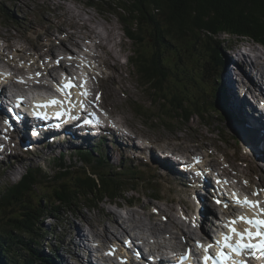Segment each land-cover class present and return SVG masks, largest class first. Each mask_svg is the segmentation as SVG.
I'll return each mask as SVG.
<instances>
[{"label": "rangeland", "instance_id": "374dc122", "mask_svg": "<svg viewBox=\"0 0 264 264\" xmlns=\"http://www.w3.org/2000/svg\"><path fill=\"white\" fill-rule=\"evenodd\" d=\"M117 3L120 2L117 1ZM60 7H62V9ZM66 8L71 9L75 13L73 20L80 21L81 25L84 21H86L92 26V30L88 26L86 27L87 29L82 26L84 30H79L80 34L78 32L76 36L95 35L99 38L95 41L96 43H99L102 40L100 38L102 34H106L103 37L112 39V37L109 36V32H113L114 38L110 45L113 47L112 49L114 50L117 58L116 60L111 58L110 61V57H107V63L109 66L102 67L104 73L106 74L104 75V79L102 80L100 86L103 89L104 103L106 105L105 109L107 111L111 109L112 114L120 123H122L125 127H131L134 130L131 132L132 135H139L144 139L146 137L151 143H157L158 141V144L163 145L164 147L172 146L178 149L182 148V150H186L188 153H193V150L191 149L200 148V146L201 148L203 147L202 149L206 152L213 148L223 150L230 158V163L233 162L241 173L242 171H245V176H251L254 184L259 182V179L264 175V161L262 163L260 161L257 162L251 157V155L247 156L249 150L245 145L250 144L252 140L249 137H244L243 134L246 135L244 132L242 134L237 129L234 130L231 127L232 125L230 126L231 118H234L235 114L234 109H231V106L226 105L227 108L224 106L223 98L226 85L224 86L223 81L227 80L224 73L227 69V61L231 58L233 62L229 64L231 66L230 69L234 65L236 70H233V72L230 70L231 72L229 77H233L230 84H234L233 82L240 83L241 81L242 86L244 87L245 85L242 81L243 76L240 77V75L237 74L241 65V62H238L240 57L238 55L234 56L233 51L231 50L226 51L227 47L232 50L239 47V49L244 51L242 53L245 54L247 53V48L249 49L248 45H251L254 49L257 48L255 51H264L263 46L257 45L256 47L255 42L247 38L242 39L236 36L221 35L219 40L222 42V45L218 54L214 57L215 59H213L210 64V73L207 75V78L205 77L204 79H200V75L202 73L200 70L196 71L194 67L201 64L203 59L208 60V54H206L205 51L206 49L209 50L210 47L206 46L202 48L201 44L196 43L197 47L194 48L193 52H190L193 53L191 55L190 53H186L184 48L187 46L190 47L191 44L195 45L194 43L196 42V39L192 38L191 41L188 40L190 41V45L183 48L182 45H178L174 52L168 53L170 66L175 65L174 60L178 59L180 55L182 56L181 67L185 69L187 68V70L191 68L192 75H190V79H192L191 82L193 84V88L189 91L192 94L191 99L195 103L199 104L196 105L199 108L201 107L200 105L204 104L205 108H207V112L201 116L198 111L195 110L194 112H196V114L189 116L191 117L190 119H187V113L182 114L179 118H171L166 114L169 109L164 107L166 103L164 98L160 96L162 93L156 90V81L150 80L149 77L144 75V72L149 70L151 64H145L143 67L137 66L136 68L139 71H137V69L135 70L134 66L138 59L137 50L142 49L141 47L138 48V45H136L138 43L139 35L147 38V42H149V44L145 47L147 49L146 55L150 56V54L154 52L151 46L152 41L150 31L148 29L143 31L135 24L126 23V17L122 16L123 12L117 9L114 5H102L97 2L93 3L91 0H0V38L7 36L6 38L9 40L8 42L6 41L1 43L0 66H7L6 54H10L15 57V60L9 64L12 67H19L18 65L23 66L21 61L19 62V60L22 59V56L24 59L31 60V67L35 69V72H41L44 74V80H42L40 85L41 87L50 84V74L55 71L54 68L60 63H63L66 69H72L74 62L70 61L69 57H73V53L70 52L68 44H66L67 48L64 49L63 46H59L60 39H55V34L60 35V38L65 37L66 35L64 32H70L69 29L71 27L77 26L73 24V20L69 22L66 21L67 19L55 16L54 13L59 12L60 9V12H64ZM28 11L31 13L30 15H28ZM78 15L83 17V19ZM63 17L66 18L67 16L65 15ZM93 27L97 29H94ZM72 30V33L76 32V30ZM133 32L137 33L135 34V36H137V40L135 41L132 34H129ZM101 42L104 43V41ZM96 43L94 42V44ZM243 43L245 44L244 48L246 49L242 48ZM212 47L213 48L210 49V53L215 49L214 46ZM24 52L25 54H23ZM183 53H185V55H183ZM40 54H54L57 56V59H59V62L55 58L51 61L46 58L37 59V56ZM62 54L64 57L61 56ZM104 55L105 54L102 55V59L106 61V57ZM132 56L134 57L133 60ZM161 56L164 57L163 59L165 61H167L165 63L166 66L164 67H169V62L166 59V56L164 54ZM129 58L131 59V63L128 61ZM184 58H186V60L183 61ZM244 60L249 61V58L244 57ZM190 61H192V63ZM218 63H222L224 65L219 66ZM205 65V63H202L201 67ZM110 66H112L113 69ZM177 67L179 69L180 65L177 64ZM27 70H29L28 63L22 71L26 72ZM18 72H15L14 75H21V72ZM14 75L10 81L13 79ZM113 75H115V78H110V76ZM230 84L228 87L231 86ZM231 88H233V85ZM241 89L242 87L239 85V87L236 88V91L238 90L237 92L240 93ZM26 90L30 93L33 92V89L29 87H27ZM216 94H219V99L223 104L222 106L217 105L216 108H213L211 103L215 100ZM156 95H159V97ZM220 96H222V100ZM173 111H175L174 108ZM234 121L235 120L232 119V124ZM225 124L228 125L226 126ZM121 137L124 139V143H128V138L126 139L123 136ZM249 139L251 142L247 141ZM99 142H97L95 146H84V148H79L78 146L76 150L74 149L75 151H73V149L69 150V148H66V144V146H58L59 149H65V153L60 156L59 154L61 151L56 147L55 149L58 150L46 148L43 151H39L38 148H36L34 151L27 150L26 152H23V146L21 144L16 145L15 142H12L16 145L15 149L12 147L16 151H10L12 152L11 154H8L10 160L6 155L0 159V189L7 184L16 185L22 180V178L26 177L25 175L29 173V171H32L34 174L37 172L39 167L42 168L41 171L43 173H48L51 177L56 174V171L60 172L64 169V171L71 172L83 171L91 175L92 172L95 171L96 166L91 165L92 163L89 157H86L88 161L83 158V155H85V153H89V151L93 154V160L101 164V166H104L105 162L103 161L102 164L98 158H105L107 164L105 168L107 170H103V172H115L118 168L120 171L123 166L125 169L129 168V170H134L136 172V175L131 174L130 171V174L127 173L128 176L121 177L125 180V187L126 190L129 191L128 193L122 194V191L125 190V187H122V191L112 195L111 197L104 194L100 201L97 200L96 207H92V203L95 205L94 202L87 200L85 204L84 202L78 203L77 206H75L76 210L73 212L66 209L62 210L59 207L60 201L58 202L57 206L59 207V210H57V218L47 219L43 222V229L51 231V234L48 236V242H44L43 245L45 248L47 246L46 251H48V253L51 252L53 255L57 253L59 254L58 258H54V264H69V259H74V257H69L71 255L70 250H72V245L68 243L69 241L81 249L82 247L79 245V240L81 238H83V241L89 245L88 242L90 238H97L95 230H97L99 236L103 234L105 228L114 230V226L116 224L109 217L105 216V213L110 214L111 211L119 214L117 217V224L122 226L123 230L125 228L127 233H132V228L134 227L130 225H135V223H124V220L125 218H130L129 220H131L132 215H136L137 220L140 222L139 224H144V233L146 231V226L150 231H152L151 229L156 223H158V221H160L158 224H165L164 222H167V225L170 224V218L174 219L173 224L180 223L184 229L187 227L182 225V222L185 223V225L191 226L192 224L195 226L194 222H191L190 224L187 220H183L180 212V208H184L183 204H186L188 208V205H192L194 202L193 200L189 201L187 196L188 190L192 189L191 187H181L179 184L175 185L177 182L173 181V177H164L160 173L159 169H152L150 165L144 166V162L139 163L133 159L132 161L127 160L125 162L123 159L125 157L124 154L123 157L119 152H117V149L116 151L113 150L116 148L115 145L103 147L102 145H98ZM117 144L120 147L121 152L124 146H122L119 142ZM106 145L108 146L109 144ZM252 147H254L253 144ZM13 152L16 154L11 159ZM32 152H34V154ZM143 155L149 156L147 155V152ZM185 155L186 154H183L182 156ZM254 155L260 156V153L255 147ZM222 158L223 156H218L217 162H221ZM121 159L123 161H121ZM245 163H249V167H247ZM166 164L168 165L169 163L166 162ZM220 166L222 165L220 164ZM3 169L4 171H2ZM174 182L176 183L174 184ZM45 189L52 190V187L48 186ZM45 196L48 198L51 197V194H45ZM154 196H159V198ZM87 199L91 198L87 197ZM45 201L46 199H44V202ZM130 201H134V203L137 202V207L134 211L130 208H124L123 210L119 209L118 206L125 203L131 204ZM48 206L53 207L54 205L48 203ZM153 206H157L158 209L163 207L162 215L166 214L165 216L169 218V221H164L161 219V216H154L152 214ZM191 207L194 208L193 205ZM137 209H142L143 212H138ZM190 212L192 213V211ZM176 213L179 214L182 222L175 218ZM169 229L173 231V227H170ZM183 232L178 233L177 236L193 237V235L199 234V230H195L194 228L192 232L193 235H190L191 232H189V230H185V233ZM158 235L162 242H164L165 239L167 240L168 236L171 237L170 233H158ZM178 241L180 240L178 239ZM60 243L68 244L69 249L66 248V245L65 247L62 245L60 246ZM173 244H175L174 240ZM180 246L182 245H179V247ZM62 260H64L65 263H62Z\"/></svg>", "mask_w": 264, "mask_h": 264}, {"label": "trees", "instance_id": "16d2710c", "mask_svg": "<svg viewBox=\"0 0 264 264\" xmlns=\"http://www.w3.org/2000/svg\"><path fill=\"white\" fill-rule=\"evenodd\" d=\"M91 1L102 5H114L123 12L122 16L126 17V23L135 24L143 31L147 29L150 31L154 52L150 56L146 55L145 47L149 42L147 38L139 35L136 45L142 49L137 48L139 60L137 59L134 65L136 68L151 64L144 75L156 81V90L162 93L160 96L166 103L164 107L169 109L166 114L171 118H179L187 113V119H190L189 116L196 114L195 110L201 116L207 111L204 104L199 108L196 106L199 104H195L191 99L192 94L189 92L193 88L190 79L191 68L187 70L181 67L182 56H179V60H174L175 65L170 66L168 53L174 52L178 45H182V48L190 45L189 42L194 38L195 45L185 47L186 53L193 52L197 47L196 43L201 44L202 48L210 47L207 49L208 60L203 59L201 62L206 65L201 67V64H196L194 67L196 71L200 70L202 73L200 79L207 78L210 73V64L222 45L219 40L221 35L247 38L264 47V0ZM129 34H132L134 41L137 40L135 36L137 33ZM212 46L215 49L210 53ZM163 54L169 62V67H164L167 61L161 56ZM177 64L180 65L179 69ZM218 65L223 66L222 63ZM222 104L219 94H216L211 106L216 108ZM84 158L86 159V156ZM95 162L91 160V165L96 166L91 175L83 171L71 172L64 169V172L56 171L51 177L48 173H43L39 167L34 174L29 171L16 185L7 184L0 189V264H54V258H58L59 255L48 253L42 245L51 234V231L43 229V222L57 218L59 207L74 212L78 203L85 204L87 200L94 202L95 205L92 203V207H96L97 200L100 201L104 194L111 197L122 191V187L126 185L121 177L130 174V170L123 168L120 171L103 172L107 170L106 164L101 166ZM48 186L52 187V190H46ZM45 194H51V197L48 199ZM48 203L54 206L50 207Z\"/></svg>", "mask_w": 264, "mask_h": 264}, {"label": "bare ground", "instance_id": "6f19581e", "mask_svg": "<svg viewBox=\"0 0 264 264\" xmlns=\"http://www.w3.org/2000/svg\"><path fill=\"white\" fill-rule=\"evenodd\" d=\"M19 5V4H18ZM62 5V4H61ZM60 5V6H61ZM26 7V6H25ZM28 7H29V5H28ZM18 8V7H17ZM23 9H25L24 7H22ZM32 8H33V6H32ZM47 8V7H46ZM49 8V7H48ZM53 8H55V7H53ZM52 8V9H53ZM61 9H62V7H60ZM60 9V10H61ZM49 10V9H48ZM60 10H59V12H56V13H54L55 14V16L56 17H60V18H63V19H67L66 21H72L73 20V17H74V15H75V13L71 10V9H69V8H66L65 10H64V12H60ZM20 11V10H19ZM50 11V10H49ZM54 11V10H53ZM58 11V10H57ZM25 12V11H24ZM48 12V11H47ZM26 13V12H25ZM28 13H29V11H28ZM50 13H51V11H50ZM24 14V13H23ZM31 13H29L28 15H30ZM67 16L66 18H64L63 16ZM53 16V15H52ZM80 18H82L83 19V17H81L80 15H78ZM30 17V16H29ZM28 17V18H29ZM51 17V16H50ZM24 19V18H23ZM54 19V18H53ZM62 19V20H63ZM82 19H81V21H82ZM28 20V19H27ZM26 21V20H25ZM29 21V20H28ZM31 21V20H30ZM56 21V20H55ZM61 21V20H60ZM27 22V21H26ZM62 22V21H61ZM65 22V21H64ZM73 24L74 25H77V26H74L75 27V29L77 30L76 32H74V33H70V35L71 36H69V37H74V36H76V34L79 32V34H80V29H78V28H81L82 27V25L83 26H85V27H90L91 28V30H92V26H91V24L89 23V22H86V21H84L83 23H82V25H81V22L80 21H77V20H73ZM65 24V23H64ZM67 24V23H66ZM61 25V24H60ZM81 25V26H80ZM23 26V25H22ZM21 26V27H22ZM30 26V25H29ZM33 26V25H32ZM48 26V25H47ZM65 26V25H64ZM64 26H63V28H64ZM61 27V26H60ZM59 27V28H60ZM58 28V29H59ZM70 28V27H69ZM94 29H97V28H95V27H93ZM107 28V27H106ZM32 29V28H31ZM54 29V28H53ZM52 29V30H53ZM65 29V28H64ZM68 29V28H67ZM60 30V29H59ZM63 30V29H62ZM37 31V30H36ZM55 31V30H54ZM65 31V30H64ZM71 31V30H70ZM73 31V30H72ZM53 32V31H52ZM51 32V33H52ZM67 32V31H66ZM126 32V31H125ZM37 33V32H36ZM62 33V32H61ZM8 35H9V33H8ZM66 35V34H65ZM104 35H106V34H104ZM103 34L101 35V39H102V41H104V43L103 42H101V44L103 43V47L105 48V50H106V52L108 53V57H110V58H112L113 60H116V55H115V53H114V50L112 49L113 47L110 45L112 42H113V38H114V35H113V32H109V36L110 37H112V39H110V38H107V37H103L104 36ZM62 36H63V34H62ZM61 36V37H62ZM7 37V36H6ZM45 37V36H44ZM19 39V38H18ZM11 40V39H10ZM30 40V39H29ZM46 41V40H45ZM12 42V41H11ZM10 45H11V43H10ZM4 46V45H3ZM14 46V45H13ZM249 46V49L247 48V53H242V52H244V51H242L241 49H239V47H237L236 49H230L229 47H227L226 48V51H233V54H234V56L235 55H238L239 57H240V64L242 65H240V69H239V72H238V75H240V77L241 76H243L244 75V77H245V69H246V64H249V65H251L252 66V68H253V70L254 71H257V72H259L262 76H264V58H262V57H260V55H259V53H262V51L261 50H258V51H255L256 49H254V47H252L251 45H248ZM7 47V46H6ZM5 47V48H6ZM62 47V46H61ZM8 48H9V46H8ZM13 48V47H12ZM12 48H11V50H12ZM64 48V47H63ZM7 49V48H6ZM16 50V49H15ZM14 50V51H15ZM47 50V49H46ZM206 54H208L209 53V51H207V49H206ZM224 52V51H223ZM18 53V52H17ZM106 53V54H107ZM22 54V53H21ZM23 54H25V52L23 53ZM57 54H58V52H57ZM66 54V53H65ZM218 54V53H217ZM25 56V55H24ZM26 57V56H25ZM104 57V56H103ZM244 57H248L249 58V61H246V60H244ZM22 58H23V56H22ZM27 58V57H26ZM132 58H134L133 56H132ZM18 59V58H17ZM228 59V58H227ZM110 60V59H109ZM111 61V60H110ZM118 61V60H117ZM130 63H131V59L129 58V60H128ZM9 62H11L10 60H9ZM64 62V61H63ZM66 62V61H65ZM233 61H232V59L231 58H229L228 59V61H227V63H228V66H227V69H226V71H225V73H224V76L227 78V80H222L223 81V84H224V86L226 85V88H228V89H226L225 88V94H224V98H223V102H224V105L226 106H231V109H234V114H235V117H236V119H235V117L234 118H231V123H230V126L235 130V129H237L238 131H240L242 134H243V132L246 134V135H244L243 134V136L244 137H249L251 140H252V142H251V140L249 139V140H247V141H249V142H251L250 143V145L252 146V144L255 146V148H256V150L260 153V157L262 158L263 156H262V153H261V151L262 150H260L259 149V142L263 145V148H264V122H259L258 120L259 119H261L260 118V113H259V111L257 110V108L255 107V106H253V107H250L249 106V104H248V102L245 100V99H243L242 97H241V94H239V92H237L236 91V88H238L239 87V83L238 82H233L234 84H232L233 85V88H231V81L233 80V77H229L230 76V63H232ZM91 63H93V62H91ZM234 63H235V61H234ZM52 65V64H51ZM15 66V65H14ZM71 66V65H70ZM135 66V65H134ZM68 68V67H67ZM111 68H112V66H111ZM113 69V68H112ZM117 69V68H116ZM137 68H135V70H136ZM115 70V69H114ZM137 71H139L138 69H137ZM19 72H21V75H14V77H13V79L10 81L11 83H15L16 81H19V84L20 83H22V88H21V91H19L20 93H25L27 90H26V81H25V76H24V74H23V71H22V69H19ZM237 75V74H236ZM246 76H247V74H246ZM110 78H112V79H114L115 78V75H113V76H110ZM238 78V77H237ZM247 79L249 80V77L247 76ZM244 80H245V78H244ZM83 84L85 85L86 84V82H87V76L86 75H84L83 76ZM237 81V80H236ZM36 82L37 81H35V84H36ZM241 82V81H240ZM34 84V83H33ZM229 84L231 85L230 87H228L229 86ZM245 84V83H244ZM39 89H42V87L40 86L39 87ZM121 89V88H120ZM232 89V90H231ZM235 90V91H234ZM243 91H241L240 93H242ZM70 93V92H69ZM244 94H242V96H243ZM61 97H63L64 99H65V101H62V99H60V101L62 102L61 103V105H63L65 102H67V101H72L73 100V98L74 99H76V100H78L80 103L82 102H84V99H83V96L81 95V93H77V94H75L74 95V97H73V95L70 93V99L68 98V97H66V93H62V95H61ZM29 99V98H28ZM55 99H57V98H55ZM57 100H59V99H57ZM185 100V99H184ZM179 104V103H178ZM196 104V103H195ZM10 105H11V103H10ZM26 105V104H25ZM58 106H60V105H58ZM227 106H226V108H227ZM7 109H8V111L10 112V117L11 118H13V116H14V118H15V109H9V107H6ZM248 108H250L251 109V111H253L254 113H255V115L258 117H256V118H254V116L252 115V112L251 111H248ZM22 110V109H21ZM7 111V112H8ZM18 112V111H17ZM25 111L24 110H22V114L24 113ZM207 112V111H206ZM19 114H20V112H19ZM25 119H27V120H29V119H31V116L29 115V114H25V116L23 117V116H21L20 117V122H19V124H21V126L23 127V128H25ZM232 119L233 120H235L234 121V123L232 124ZM15 119H13V123L14 124H16L15 122ZM202 123V122H201ZM226 125V124H225ZM224 125V126H225ZM228 125V124H227ZM226 125V126H227ZM108 130V131H107ZM86 131H88V134H90V135H94L93 133V131H91V129H88V130H86ZM105 131L110 135V136H113V135H115V133L114 132H112V131H109V129H105ZM23 132H25V131H23ZM100 132H102V131H100ZM252 133L253 134H256L257 135V140H254L252 137ZM25 134V140H31V136H29L28 137V134L27 133H24ZM21 136H23V134L21 135ZM124 138H128L129 139V141H128V143H125V144H127L128 145V147H130V149L129 148H126L127 147V145H126V147H124V148H122V150H121V152H120V154L123 156V154H124V160H125V162L127 161V160H129L130 159V157L133 155L132 153L135 151V152H137L138 153V155H136V157H139V155H143L145 152H147L148 150H149V152H151V153H154V152H152L150 149H149V147H146L145 145H143V144H140L139 142L137 143V142H133V141H131V139H130V136L129 135H127L126 133H123V135H122ZM94 137H95V135H94ZM121 137V136H120ZM101 137L100 136H96L95 137V140L97 141V140H99ZM80 139V140H79ZM81 139L82 138H80L79 136L78 137H76L75 139H74V141H73V145H78V144H80V141H81ZM124 140V139H123ZM36 141V140H35ZM37 142V141H36ZM86 145H88V143H91L89 140H84L83 141ZM33 143V142H32ZM37 143H39V142H37ZM118 143V142H117ZM132 143H134V144H132ZM40 144L41 145H44V144H47V149H52V150H58L59 148H58V146H66L67 145V147L66 148H69V145L67 144V143H65V142H60V143H57V142H52V141H49L48 139H45V138H42V137H40ZM50 144V145H49ZM66 144V145H65ZM33 148H34V150H36V148H38V147H36L35 146V143H33ZM37 145H39V144H37ZM109 146H111V145H104V147H109ZM36 147V148H35ZM55 147L56 148H58V149H55ZM131 147H133V148H135V149H133V148H131ZM12 148V147H11ZM11 148H10V146H9V148H8V150H7V155L8 154H11L12 152H10V151H14V149L16 148V147H13L12 148V150H11ZM199 148V147H198ZM203 148V147H202ZM201 148V149H202ZM116 149L117 148H115V149H113V150H115L116 151ZM60 151H61V153L59 154V156L61 155V154H63V153H65V149L64 148H60L59 149ZM264 150V149H263ZM112 153V152H111ZM87 154V153H86ZM86 154L85 155H83V158L86 156ZM100 158H102V157H100ZM57 159V158H56ZM120 160V159H119ZM103 161L105 162V164H106V160L105 159H103ZM121 161H123L122 159H121ZM262 161H264V159H262ZM95 162V161H94ZM95 163H97V162H95ZM77 164V163H76ZM98 164V163H97ZM102 164H103V162H102ZM107 165V164H106ZM159 165V164H158ZM179 165V164H178ZM181 167V166H180ZM64 168V167H63ZM115 168V167H114ZM122 169V168H121ZM118 170H119V168H118ZM170 170H172L171 168H170ZM179 172V171H178ZM248 172V171H247ZM254 172V171H253ZM242 173L243 174H245V171H242ZM184 174V173H183ZM125 176H128V175H125ZM176 176V177H175ZM174 180L173 181H177V180H180L179 182H181V183H176V182H174V184L175 185H177V184H179L181 187H184V183L182 182V180L181 179H183V177H179L178 176V174L177 173H174ZM180 178V179H179ZM197 179L198 178H200V177H196ZM167 181V180H166ZM169 181V180H168ZM187 181V180H186ZM185 181V183H186V185H188V183ZM165 182V181H164ZM172 182V181H171ZM171 182H169V183H171ZM228 182L230 183V180H228ZM189 187H191L192 188V185H188ZM209 186H210V182H209ZM187 187V186H186ZM129 190V189H128ZM191 190V189H190ZM129 191H127V190H125V193H128ZM124 193V194H125ZM152 196V195H151ZM226 198H229V196L228 195H225V196H222V197H220V199H218V200H222V201H224L225 202V200H226V202L228 203V199H226ZM134 199V198H133ZM200 199H201V197H200ZM191 200H193V199H191ZM194 201V200H193ZM202 204V205H201ZM201 207L203 208L202 209V213H205V211H207L206 210V207L204 206V204H203V202L201 201ZM192 205H193V207L195 206V204H194V202L192 203ZM191 205V206H192ZM222 208H224V207H222ZM162 209V208H161ZM167 209V208H166ZM170 209V208H169ZM112 210V209H111ZM180 210V209H179ZM215 210V209H214ZM168 211V210H167ZM188 211V210H187ZM187 211L185 210V211H183V210H181L180 212H181V218H183V220H187L188 222H190V224H191V219L193 218V214L190 212V214H189V217L186 215V213H187ZM165 212H166V210H165ZM189 212V211H188ZM131 214H133V213H131ZM168 214V213H167ZM170 214V213H169ZM121 215V214H120ZM166 215V214H165ZM105 216L106 217H109L116 225L114 226V230H110V229H107V228H105L104 229V231H103V236L105 237V239H104V242H106L107 244H109V242H110V240L112 241H115V242H117V243H119V244H122V242L120 241V239L117 237V234H123V235H128L127 234V232L125 231V230H123L122 229V226H119V224H117V217L119 216V214L118 213H116V212H110V214H107V213H105ZM170 216H171V214H170ZM152 217V216H151ZM172 217V216H171ZM121 218V217H120ZM119 218V219H120ZM150 218V217H149ZM174 218V217H173ZM115 219H116V221H115ZM121 219H123V218H121ZM120 219V220H121ZM154 219V218H153ZM169 221V220H168ZM160 221H158V223H159ZM129 223H135V225H130V226H133L135 229H137L138 231H139V235H137V237H136V239L137 238H142V234H144V224H143V226H141L139 223V221L137 220V217H136V215H132L131 216V220L129 221ZM158 223H156L154 226H153V228L151 229L152 231V233L153 234H155V235H157L158 233L159 234H161V233H163V234H167V233H170L171 234V237H170V240L173 242V240L175 241V244H173L172 246H175V247H178L179 248V244H180V241H182V239L179 237V236H177V233H174L173 231H171V229H169L170 227H173V223H174V219H172V218H170V224H158ZM169 223V222H168ZM91 224V223H90ZM185 224V223H184ZM194 224H195V226L194 225H192L191 224V226H189V225H187V227H189L190 229H191V232H193V228L195 229V230H199V234L197 235V236H199V235H201L202 236V232H204L205 234H206V236H207V233H206V231H205V229L204 228H202V226H200L199 225V221L197 220V219H194ZM134 228H132L133 230H134ZM206 228H209L210 229V231L212 232L213 230V228H211V226L209 225V226H206ZM169 229V230H168ZM175 229L178 231L179 230V226L176 224L175 225ZM166 233H165V232ZM74 233V232H73ZM80 233H81V230H80ZM95 233H96V235H97V238H95V239H99V243L101 244V243H103L102 242V239H101V236H99L98 235V232H97V230H95ZM183 233H185V230H184V232ZM110 235H112V236H110ZM174 235H176V236H174ZM107 236H110L108 239L106 238ZM188 237V236H187ZM94 239V238H93ZM178 239L180 240V241H178ZM191 240H192V238H191ZM167 241V240H166ZM184 241V240H183ZM167 242H165L163 245H165ZM82 244V245H81ZM84 244V245H83ZM157 244H159V242L157 241V239H155V245H157ZM182 244V243H181ZM43 245V244H42ZM78 245V244H77ZM79 245L82 247L81 248V250H82V254L83 253H85V251H87V249L89 248V245H87V243H85L84 241H83V238H81L80 240H79ZM60 246H61V244H60ZM78 247V246H77ZM187 248V247H186ZM95 248H93V250H94ZM107 250H111V246H109L108 248H107ZM176 251H178V250H176ZM132 253V252H131ZM130 253V254H131ZM138 254H140L139 252H138ZM70 260H75V259H73V258H70L69 259V261ZM118 260L119 261H123V257L122 256H118ZM254 260V262H255V259H253ZM188 262L190 263V264H193V262L192 261H189L188 260ZM62 263H65L64 262V260H62ZM70 264V263H69ZM76 264H79V262H77ZM91 264H93V261L91 262Z\"/></svg>", "mask_w": 264, "mask_h": 264}, {"label": "snow or ice", "instance_id": "6c2138e0", "mask_svg": "<svg viewBox=\"0 0 264 264\" xmlns=\"http://www.w3.org/2000/svg\"><path fill=\"white\" fill-rule=\"evenodd\" d=\"M73 87L81 88L82 96L89 95V92L84 88V84L76 85L69 80V82L64 85V89H71ZM66 97L70 99V93L66 92ZM61 103L62 102L60 100L53 99L48 103L38 105L37 107L47 108L50 105H61ZM17 106H19V104ZM81 107H83L82 102ZM34 114L42 119H49L47 112H35ZM56 116L58 118H62L64 116L75 118L71 116V105L67 111L57 112ZM244 183L247 184V181ZM261 191L264 190H258L254 192L253 195L259 197ZM233 196L235 198V203L238 206L252 210L253 215L247 216L245 214H240L232 217L229 223L225 224V227L228 228L231 235L225 233L222 241L217 240L215 243L217 245L222 244L223 248L227 251H221L216 257H213L208 254L213 245L209 244L207 247L201 245L205 252V264H209V262H211V264H246V261L240 258L245 253L251 254L252 252H259L261 255H264V202L259 199L251 200L247 196L241 199L238 193H233ZM217 203H221V201H217ZM225 207H227V205H225ZM241 223L245 224L246 227L243 229L237 227V225Z\"/></svg>", "mask_w": 264, "mask_h": 264}]
</instances>
